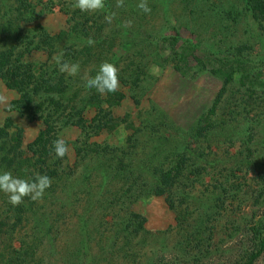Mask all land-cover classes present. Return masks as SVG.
Listing matches in <instances>:
<instances>
[{
  "label": "trees",
  "instance_id": "1",
  "mask_svg": "<svg viewBox=\"0 0 264 264\" xmlns=\"http://www.w3.org/2000/svg\"><path fill=\"white\" fill-rule=\"evenodd\" d=\"M71 2L0 0L4 34L0 82L14 95L10 111L30 123H41L30 143L11 120L0 126V173L10 171L29 180L39 173L52 180L42 200L26 197L19 206L0 191L1 239L7 234L11 240L24 222L31 221L36 229L39 225L47 229H37L39 237L50 238L57 208L71 209L84 199L86 212L78 216L81 247L68 249L65 259L66 264H77L94 243L105 251L101 245L107 231L114 235V243L145 239L148 220L133 206L144 199L164 198L186 239L180 242L190 257L186 264H213L208 261L214 255L217 264H256L264 254V218L233 217L242 205L233 201L251 182L262 186L256 205L264 195V66L256 65H264V56L251 61L256 44L264 51V0H233L229 8L213 0H148V14L137 7L140 0H124L119 8L117 0H105V9L96 13L73 10ZM57 7L67 25L53 34L40 20ZM177 11L198 12L194 21L202 22L197 30L189 31L190 25ZM112 13L115 18L108 24L105 15ZM127 21L132 22L130 27L124 26ZM240 21L249 28L251 21L257 34L244 30L248 39L233 42ZM89 38L95 40L94 46L87 44ZM61 52L65 61L80 64L77 76L59 71L52 57ZM104 61L119 68L120 88L101 95L85 87V77H94ZM159 70L188 82L205 76L221 88L210 106L201 100L179 115L182 124L152 98ZM128 99L138 109L136 120L131 112L116 114ZM70 132L76 138L66 140ZM103 136L117 141H100ZM60 137L70 148L63 158L53 148ZM237 141L241 151L233 156L229 150ZM222 148L227 154H219ZM201 187L213 194L207 203L200 199ZM66 213L56 214L66 217ZM244 230L247 237L239 253L231 251L234 246L224 250ZM219 231L221 241L216 244ZM21 244L19 249L10 246L9 258L0 254L3 263H30L37 245ZM100 259L113 260L96 254L92 262Z\"/></svg>",
  "mask_w": 264,
  "mask_h": 264
},
{
  "label": "rangeland",
  "instance_id": "2",
  "mask_svg": "<svg viewBox=\"0 0 264 264\" xmlns=\"http://www.w3.org/2000/svg\"><path fill=\"white\" fill-rule=\"evenodd\" d=\"M216 4L223 3L227 8L231 5L233 0H213ZM230 4V5H229ZM205 5V4H204ZM206 6V5H205ZM179 12V16L182 14V17L185 23L189 26V31L197 30V27L202 22L200 20L194 21V17L198 19L199 13L195 12L193 15L190 11H186L185 13ZM221 21V20H217ZM41 24L49 29L51 33H58L59 31L66 28V16L60 11L57 7L54 10V13L50 15L44 16L40 20ZM164 21H161V24ZM251 24V28L247 27L246 21H240L235 35H233V42H238L242 40L248 39V34L244 33V30H252L256 35L257 30L256 27L253 26V23L249 21ZM160 23V22H159ZM211 24V22H210ZM217 24H220L218 22ZM212 26V25H211ZM216 26V24H215ZM213 32V29H209ZM188 32L186 33V35ZM189 35V34H188ZM209 36V34H206ZM4 34L0 33V38L3 37ZM262 40L264 41V36H262ZM253 41V40H251ZM257 41H260L259 39ZM260 55L264 56V51L259 44H256V51L252 55V63L255 61H259ZM257 66H264L263 64L256 63ZM160 72V73H158ZM156 76H161L160 81L156 84L153 89L152 98L155 101L161 103L162 106L167 108L170 111L171 116L176 120V122L182 123L183 120L180 119L179 115L185 113L189 108L194 105H199L198 103L201 100L206 101L209 106L213 101L215 95L221 88L219 82L213 80L207 82L205 76L201 77L196 82H188L179 80L176 76L172 75L170 71L162 72L156 71ZM0 93H3L10 97L8 105H0V126H3L8 123V120H11L15 128H20L24 130L25 135V143L32 142L37 136L38 132L41 130V123H30L25 119L19 118L16 113L10 111L11 109V101L14 99V95L11 91L7 90L5 86L0 82ZM134 104L128 99L124 102L123 106L116 110V114L119 117H123L126 113L131 112L133 114V119L136 120L135 116L138 114L136 112ZM179 123V124H180ZM183 124V123H182ZM66 140L75 139L76 133L70 132L66 133L64 136ZM110 140V142H115L113 137L106 138L103 136L100 141ZM117 141V140H116ZM235 145L230 148L229 151L233 152V156L241 151V144L239 141L234 142ZM227 148V147H225ZM222 148L219 154H227L226 149ZM229 149V148H227ZM214 150V148H213ZM254 174L250 175V178L253 177ZM262 186L255 185L251 182V187H242V189L237 193V200L233 203L241 202V211L239 215L233 212V217L237 219H242L243 216H258V218H264V195L260 199V204H255V199L260 193ZM200 199H203L204 202L207 203L209 198H213V194L211 192H206L204 187H201ZM80 200V202L75 204V207H71V209L66 208H57L56 213H66V217H58L56 213L53 214L52 218H58L56 222L55 229H53V235L49 238L45 239L42 236H38L37 229L45 227L39 225L36 229L35 221L24 222L22 228L18 230V232L12 237L10 240V235L4 234L0 241V254H4L6 258L11 256L12 249L10 246H13L14 249H19L21 247V242L26 241L31 244H36V251L32 258H30L31 264H66L65 259L68 257L70 253H68V249L70 252L75 248V251L81 247L78 243V223L79 217L83 216L86 212L85 207L86 203ZM210 202V201H209ZM229 207V206H228ZM226 207L227 209H229ZM4 209V208H2ZM133 209L147 218L146 229L149 233H147L145 239L140 240L133 239L131 243L128 242L126 244V240L118 239L119 242H113V237L111 232L107 231L105 234L106 239L104 240V244L101 245L105 248V251L101 252L100 247L97 244H93L87 250V254H82L80 257L81 260H77V264H147L148 262L153 261L156 264H174V263H182L186 264L187 261L190 262V257H186L187 253L182 251V247L180 246V242H185L186 239L183 237L180 230H178V220L176 214L170 211L168 205L165 203L164 198H149L144 199L139 204L133 206ZM73 210L76 212L73 213ZM230 210V209H229ZM80 215V216H79ZM79 216V217H78ZM229 216V215H228ZM90 215H87L89 218ZM86 220V217H84ZM236 219V220H237ZM107 220L111 222V217H108ZM237 226V224H235ZM47 227V226H46ZM40 228V229H41ZM93 229V228H91ZM242 231V228H240ZM100 233L104 231V227L100 228ZM58 232V233H57ZM42 234V232H41ZM95 235V234H94ZM220 235L222 233L219 231L218 235H216L215 243L220 244L221 241ZM97 236V234L95 235ZM109 236V239L107 237ZM247 237L246 231L241 233H237L235 235V239H233L232 243H229L230 247H224V250L228 248L232 249L233 253L238 254V250L240 249V244L245 241ZM55 239V240H54ZM41 240V242H40ZM230 244H233L232 246ZM227 248V249H226ZM124 249V250H123ZM212 248L211 250H214ZM223 250V251H224ZM222 251V252H223ZM230 253V252H229ZM229 253L226 254V258L229 257ZM98 254L99 256H104L108 258H113L112 262L107 260L104 261L102 259L97 262H92L93 256ZM126 254L128 256H126ZM136 260V262H133ZM207 262V261H206ZM213 264H217L218 258L216 255L209 260ZM29 263V264H30ZM0 264L3 263V257H0ZM192 264V263H189ZM256 264H264V254L261 256V259Z\"/></svg>",
  "mask_w": 264,
  "mask_h": 264
},
{
  "label": "clouds",
  "instance_id": "3",
  "mask_svg": "<svg viewBox=\"0 0 264 264\" xmlns=\"http://www.w3.org/2000/svg\"><path fill=\"white\" fill-rule=\"evenodd\" d=\"M73 10H80L85 13H96L105 9V0H72L70 4ZM124 0H117L116 7H123ZM137 7L144 13H151L148 0H140ZM115 18V13L105 15V21L111 24ZM131 21L125 23V27L131 26ZM89 46H94L95 40L89 38L87 40ZM64 53L61 52L52 57L61 73L67 76L75 77L80 72L79 63H71L63 59ZM119 68L112 62L104 61L100 64L99 70L94 77H85V87L87 89H95L97 93L104 95L107 93H115L120 88ZM10 97L0 93V105H8ZM55 154L59 158L65 157L69 151L67 141L60 137L53 141ZM52 180L47 175L39 173L29 180L13 176L10 171L0 173V191L8 196L9 203L13 206H19L24 199L30 198L32 201H40L43 199L46 190L51 187Z\"/></svg>",
  "mask_w": 264,
  "mask_h": 264
}]
</instances>
